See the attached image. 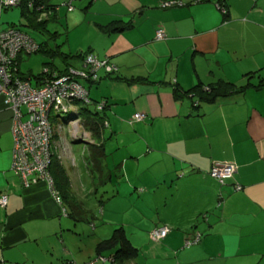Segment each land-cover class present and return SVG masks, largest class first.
Wrapping results in <instances>:
<instances>
[{"label":"crops","instance_id":"crops-1","mask_svg":"<svg viewBox=\"0 0 264 264\" xmlns=\"http://www.w3.org/2000/svg\"><path fill=\"white\" fill-rule=\"evenodd\" d=\"M160 1L86 0L82 10L69 13L66 38L83 27L78 31L85 41L69 44L68 51L91 52L114 69L100 67L95 81L80 82L103 106L96 139L79 116L62 120L69 127L64 136L60 118L49 116L52 149L66 176L64 191L52 184L58 201L45 181L23 184L11 169L12 110L0 96V194H6L0 264L105 262L111 251L84 258L75 243L82 235L106 238L117 226L138 249L130 264H264V0H224L225 16L214 0ZM8 8L0 5V29L9 26L1 24ZM111 20L122 26H99ZM71 65L79 68L81 60ZM247 76L257 86L213 101L198 96L219 78L241 85ZM138 111L142 118L133 119ZM71 140L88 150L102 141V158L114 144V169L103 160L94 168L100 182L115 175L116 184L101 192L93 186L83 196L93 197L98 217L83 212L73 189ZM214 162L233 163L232 177L218 183L208 174ZM86 172L92 184L93 172ZM159 225L168 231L151 240L149 230Z\"/></svg>","mask_w":264,"mask_h":264},{"label":"built area","instance_id":"built-area-1","mask_svg":"<svg viewBox=\"0 0 264 264\" xmlns=\"http://www.w3.org/2000/svg\"><path fill=\"white\" fill-rule=\"evenodd\" d=\"M19 0H0L1 6H12ZM173 0H162L161 5H169ZM219 8L221 5L215 3ZM163 36L161 28L155 29V37ZM35 47L32 39L20 30L7 27L0 29V96L5 105L12 110L10 132L12 137L11 169L17 173L23 184L37 179L43 180L50 187L53 198L58 201L59 196L52 187L51 175L48 171V162L51 154V135L54 131L50 114L72 110V100L89 102L87 90L74 74L85 76V70L69 69V74L54 75L42 81L41 85L33 86L28 80L21 78L14 72L13 58L18 52H28ZM83 65L88 70L95 71L103 66L104 70L111 68L112 64L105 59H98L92 54L84 56ZM95 74L92 75L94 77ZM96 108L101 107L97 103ZM141 112H134L133 119L142 118ZM235 165L230 162H214L208 174L219 183L231 176ZM239 188V185H235ZM6 202V194H0V206ZM168 227L165 225L154 226L149 230L151 240L162 238ZM197 237H193V241ZM189 240H186V243ZM104 259L103 256L100 257Z\"/></svg>","mask_w":264,"mask_h":264},{"label":"trees","instance_id":"trees-1","mask_svg":"<svg viewBox=\"0 0 264 264\" xmlns=\"http://www.w3.org/2000/svg\"><path fill=\"white\" fill-rule=\"evenodd\" d=\"M48 1L49 0H19L18 6L20 7V15L23 17V19L21 18L22 22L20 23L23 25L27 24L36 30H40V31L43 30L42 32H44V30L48 31L46 27V22L49 20H53L56 17L55 5ZM174 3H177V1L173 0L171 4L166 5V6L173 5ZM215 3L220 4L221 5L220 7L222 8L217 7ZM213 4L223 14V16H225L226 14L225 1L224 0H214ZM61 5H65L66 10L68 11L72 8L71 0L64 1ZM158 5L163 6L160 4V2ZM6 7H10V6H6ZM58 8L59 7L57 6V9ZM125 24H128V23H125ZM120 25L122 26L119 20H111L99 26L102 29L110 30V29H118ZM8 27H11L13 29L20 30L26 33L35 44V47L33 50L28 51V52H18L12 60V63L14 66V72L17 75H19L21 78L28 80L29 84L31 83L33 86L41 85L42 81L54 75L69 74L70 68H73L75 70H85V73H86L85 76H80L78 74L73 75V77L79 80V82H81L82 84L84 81L92 82L98 78L96 70L100 67L103 68V66H100L95 71L90 72L88 70V66L83 65V59L85 55L87 54L94 55L91 52H85V51L84 52H81V51L63 52V51L57 50V53L59 54L60 59L62 61V64L60 66L57 64H54L53 61L50 59V61H47V60L42 61V68L36 74L28 73L31 71L22 72L17 67L18 56L21 53L28 54V53L37 51L39 49H45L44 45H46V40L41 39L37 41L35 38L31 37V35L27 32V30L21 28L20 25L13 24L12 22H10ZM57 34H58V31H57ZM154 36H155V31H154ZM77 59L81 60V65L79 68L71 65V61H74ZM112 69H114V65H112L111 68L106 71L108 72V71H111ZM93 74H95L94 77H92ZM248 78L249 76H247L245 83L241 85H235L233 82L229 80L219 78L213 82L208 83L205 86H202V87L200 86L201 88H199L198 96L201 99H204L207 101H213L217 97L224 96V95H227L233 92L242 91L244 88L248 86H251V87L257 86V83L250 82ZM197 87H199V84H197ZM87 97L89 98V102H83L82 100L74 99L71 102L72 106L74 107L72 110L61 111L58 114L57 113L53 114L52 117L55 118L57 116L61 120H65V118L79 116L83 127L89 131V134L92 138L96 139L101 134L102 127H103L102 125H103V122L105 121L104 110H103V106H101L100 108H96L95 105L97 104V101L92 100L88 96V92H87ZM89 103H93V106H94L93 109L88 108L87 104ZM62 113H64L65 115L61 116L60 114ZM55 138H56V134L53 132L51 135L50 141H52ZM89 146H90V150H88V152H89V157H91V164L93 166H97L98 164H100V160L98 158H100L102 154L101 152L102 151V141L101 142L99 141V143L98 142L89 143ZM51 148H53L52 145H51ZM47 168L51 175L52 184L53 183L55 184L54 187L56 188L58 187L59 189L64 191L66 189V186H64V180H66L65 178L66 176L64 174V170L62 166L58 162V159L53 149H51V154H50ZM235 170L233 171V173L235 172ZM233 173L231 174V176L227 177L226 179L232 177ZM59 179L60 181L58 182L57 180ZM62 180H63V187H62V182H61ZM236 184L237 183L234 184V187ZM123 231L124 230L121 226L114 227L111 231V234L108 237L102 238L95 242L94 251L96 253L97 252L99 253L100 251H102V249L111 248L112 249L111 254L110 256H108L107 259H109V261H111L112 263H116V264H122L121 263L122 260H129L133 258L137 254L138 249L123 234ZM98 253L96 255H100Z\"/></svg>","mask_w":264,"mask_h":264},{"label":"rangeland","instance_id":"rangeland-1","mask_svg":"<svg viewBox=\"0 0 264 264\" xmlns=\"http://www.w3.org/2000/svg\"><path fill=\"white\" fill-rule=\"evenodd\" d=\"M64 1L67 0H49L48 2L52 3L55 5V10H56V17L53 20H49L46 22V27L47 30H44V32L40 30H36L32 27H30L27 24H21L23 17L20 15V7L18 5H14L9 7L8 9H5L8 15V20L7 23H2L3 25H9L10 21H12L13 24L20 25L21 28L27 30V32L31 35V37L35 38L37 41L41 39L46 40V45H44L45 49H39L37 51L31 52V53H21L20 61H19V70L22 72H27L31 71L28 73L31 74H36L39 72L42 68V61L47 60L50 61V59L53 61L54 64L61 65L62 61L60 59L59 54L57 53V50L63 51V52H68V47L69 44L71 45H77L78 43H84V35L80 36L79 33V28L83 27H75L73 30H69L68 36L66 38V33L64 30L67 28L66 20H69V13L72 11L79 12L82 10V6L85 4L86 0H71V5L72 8L70 11L66 10L65 5H61ZM18 4V3H17ZM57 6L60 7V10L57 12ZM75 12H73L74 14ZM22 18V19H21ZM9 22V23H8ZM20 23V24H19ZM69 25V24H68ZM50 31V32H49ZM58 31V34H57ZM56 32V33H55ZM88 84V83H86ZM85 84V85H86ZM91 83L89 87L91 88ZM88 96L91 98L93 97L94 99H97L96 97L92 96L91 94H88ZM92 99V98H91ZM88 108L93 109V103L87 104ZM61 116L65 115L64 113L60 114ZM59 134L60 136L65 135V131L68 127L61 119H59ZM68 147L70 148V153L69 157L70 159L73 160V165H72V171H73V176L71 177L72 183H73V189L75 193L81 198V201L83 202V212L85 214H88V217L91 216V214H94V217H98V209L99 206H97L95 203L93 197L92 198H86L83 197L86 192L89 191V189L93 186L97 188L99 192L101 190L106 189L110 190L109 183L111 184H116L115 181V175H111L110 180L107 182H100L98 178V170L94 168V166L91 164V157H89L88 149L85 147V144L82 141H75L71 140L69 141ZM114 148V144L107 147V155L106 157L102 158V154L100 158H98L100 161L103 160L102 166L105 163L108 168L111 170L114 169V163L115 161L118 162L116 153L115 151L111 150ZM110 149L111 153H108V150ZM84 151V152H83ZM69 167H66V170L68 171ZM88 171L93 172V177L94 180H92L91 184V178ZM88 197V196H87ZM65 205L69 208L67 205V202H65ZM122 207V206H121ZM91 212V213H90ZM92 217V216H91ZM77 224H81L80 221H76ZM88 227L89 225L86 224ZM117 226V225H116ZM91 239V241H89ZM89 239V235H82L80 241L76 240L75 244H78L79 247H81V251L78 253L79 256H83L85 258L86 253L90 252V257L93 255L94 258L95 254L93 253L94 251V246L92 248V244L94 243V240H100L98 236L92 237ZM88 240V241H87ZM94 245V244H93ZM112 249H102L103 254L107 256V253L111 251ZM84 254V255H82ZM102 254V255H103ZM89 255V254H88ZM89 257V256H86ZM135 257V256H134ZM133 257V258H134ZM131 258V259H133ZM130 260H122V264H130ZM99 263L97 264H115L109 261L107 259L105 262L103 261H98Z\"/></svg>","mask_w":264,"mask_h":264}]
</instances>
